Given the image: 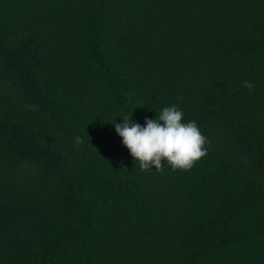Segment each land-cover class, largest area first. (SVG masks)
Masks as SVG:
<instances>
[{
	"label": "trees",
	"instance_id": "16d2710c",
	"mask_svg": "<svg viewBox=\"0 0 264 264\" xmlns=\"http://www.w3.org/2000/svg\"><path fill=\"white\" fill-rule=\"evenodd\" d=\"M174 104L207 155L141 170ZM0 264H264V0H0Z\"/></svg>",
	"mask_w": 264,
	"mask_h": 264
},
{
	"label": "clouds",
	"instance_id": "9594fccd",
	"mask_svg": "<svg viewBox=\"0 0 264 264\" xmlns=\"http://www.w3.org/2000/svg\"><path fill=\"white\" fill-rule=\"evenodd\" d=\"M248 89L254 82L243 81ZM182 99V97H178ZM146 125L133 121L131 116H123V123H115V130L122 143L130 151L141 170L163 169L166 161L173 170H190L196 162L207 155V137L195 121L184 122V113L177 105L164 107L155 118L145 117ZM77 146L83 143L75 137Z\"/></svg>",
	"mask_w": 264,
	"mask_h": 264
}]
</instances>
